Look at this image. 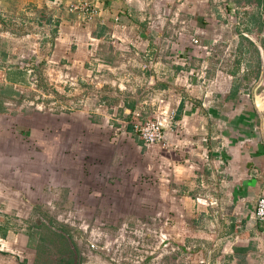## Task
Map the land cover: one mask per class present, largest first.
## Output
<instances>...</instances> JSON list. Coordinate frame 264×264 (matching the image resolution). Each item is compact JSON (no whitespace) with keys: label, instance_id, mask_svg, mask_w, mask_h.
Masks as SVG:
<instances>
[{"label":"crops","instance_id":"crops-1","mask_svg":"<svg viewBox=\"0 0 264 264\" xmlns=\"http://www.w3.org/2000/svg\"><path fill=\"white\" fill-rule=\"evenodd\" d=\"M77 1L0 0V264H110L71 216L155 228L142 264H264V0H87L90 20ZM34 49L43 81L54 63L91 79L84 105L29 106Z\"/></svg>","mask_w":264,"mask_h":264},{"label":"built area","instance_id":"built-area-1","mask_svg":"<svg viewBox=\"0 0 264 264\" xmlns=\"http://www.w3.org/2000/svg\"><path fill=\"white\" fill-rule=\"evenodd\" d=\"M68 10L70 12H80L88 20L97 15L96 8L87 0H80L70 4L68 6ZM153 27L154 24L151 25V28ZM191 41L195 45L199 44V39L197 37L192 38ZM37 54V49H34L32 51V60L23 63L22 65V69L26 75L25 89L35 93L34 98L37 100V102H34V100L31 101L29 99V106L38 110H45L48 107L53 108V103H46L47 100L53 99L52 97H47V95H54V93L58 91H61L63 95L69 100L75 96L81 97L79 100L72 103L71 106L74 105V107L71 108H76L77 105H84V100L86 97L82 95L83 90L86 86L90 85L91 79H88L89 77L86 78L74 75L69 65L54 63L51 65V77L48 81H43L41 75L38 72L39 69L35 60ZM151 64L152 62L149 61L142 65V69L148 72L149 80L152 79V75L150 73ZM146 89H149V87H146ZM175 125L176 120L173 113L167 116L161 114L159 117L147 120L141 124L137 131L144 145H152L156 143H164L165 133L167 131H172L175 128ZM199 198H201V196ZM215 204V201H210V205ZM255 216L257 221L262 225L264 232V191L257 200ZM65 223L76 230H82L81 233L85 237V242L89 250L101 253L103 255H108L111 253L114 254L117 252L122 254L121 243L126 240L125 236L129 239H133L132 241L135 250L134 255L142 253L141 257L143 258L144 255H147L148 251H150L147 249V246H153L151 242H156L158 245H161V243H164L167 240V237L164 235H159L157 238H152V235L154 234L153 229L155 228H150L147 224V226L142 225L138 229H133V231H131L130 228L127 229L125 226H120L117 232V236L119 235L118 239H113L103 235L100 231L93 233L92 225L85 221H81L76 216L69 217ZM147 238H152L151 242H149L150 245L147 242ZM118 242H120V244ZM0 249H2V245H0ZM143 258L142 260H144ZM139 262L141 261H138V263Z\"/></svg>","mask_w":264,"mask_h":264},{"label":"rangeland","instance_id":"rangeland-1","mask_svg":"<svg viewBox=\"0 0 264 264\" xmlns=\"http://www.w3.org/2000/svg\"><path fill=\"white\" fill-rule=\"evenodd\" d=\"M37 65H38V69H41V64H37ZM42 69L45 70L44 68H42ZM39 73H40V71H39ZM48 84H49V82H48ZM27 95H28V97H29V99L31 101L34 100V102H37V100H35V98H34L35 97V93H32L31 91H27L26 94H25V96H27ZM53 96L56 97V95H52V94L47 95V97H53ZM51 101L52 100L49 99V100H47V103L49 104V102L51 103ZM38 102H39V100H38ZM125 227L127 229L130 228L131 231H133V229L136 228V227H131V226H128V225H125ZM77 231L79 232V230H77ZM117 232H118V229L115 231L114 236L112 237L113 239H118L119 235L117 236ZM125 238H126V240H124V242L121 243V245H122L121 253L122 254H119L118 252L117 253H114V254L111 253V254H108V255H104V258L110 264H142V263H144L150 256L149 255L148 256L147 255H144V258H143V257H138V255H134L135 250H134V245H133V241H132L133 239H131V238L129 239L126 236H125ZM84 241H85V237H84ZM120 242H121V239H120ZM120 242H118V243L120 244ZM154 244H157V243L154 242ZM190 257H191V255H189V258ZM142 258L144 260H142ZM153 258H156L155 260H158L159 258L161 259L160 255H154ZM58 260H59L58 259V256H56V263L60 264L58 262ZM138 261H141V262L138 263Z\"/></svg>","mask_w":264,"mask_h":264}]
</instances>
